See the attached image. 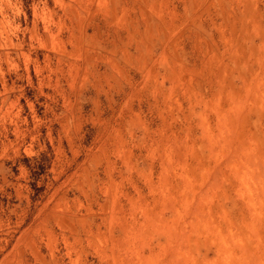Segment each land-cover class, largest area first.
Segmentation results:
<instances>
[{
    "label": "rangeland",
    "instance_id": "1",
    "mask_svg": "<svg viewBox=\"0 0 264 264\" xmlns=\"http://www.w3.org/2000/svg\"><path fill=\"white\" fill-rule=\"evenodd\" d=\"M0 264H264V0H0Z\"/></svg>",
    "mask_w": 264,
    "mask_h": 264
}]
</instances>
